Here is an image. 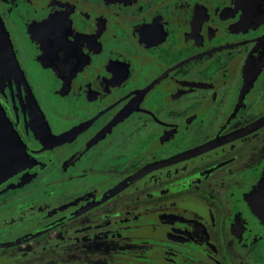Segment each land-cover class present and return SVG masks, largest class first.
Instances as JSON below:
<instances>
[{
    "label": "flooded vegetation",
    "instance_id": "1",
    "mask_svg": "<svg viewBox=\"0 0 264 264\" xmlns=\"http://www.w3.org/2000/svg\"><path fill=\"white\" fill-rule=\"evenodd\" d=\"M0 264H264V0H0Z\"/></svg>",
    "mask_w": 264,
    "mask_h": 264
},
{
    "label": "water",
    "instance_id": "2",
    "mask_svg": "<svg viewBox=\"0 0 264 264\" xmlns=\"http://www.w3.org/2000/svg\"><path fill=\"white\" fill-rule=\"evenodd\" d=\"M264 124V118L256 125ZM23 145L11 128L5 114L0 112V183L26 163ZM264 182V180L262 181ZM260 215H263L260 212Z\"/></svg>",
    "mask_w": 264,
    "mask_h": 264
},
{
    "label": "rangeland",
    "instance_id": "3",
    "mask_svg": "<svg viewBox=\"0 0 264 264\" xmlns=\"http://www.w3.org/2000/svg\"><path fill=\"white\" fill-rule=\"evenodd\" d=\"M264 175L258 182L255 192L251 195L249 204L256 218L264 228ZM260 212L263 215H260Z\"/></svg>",
    "mask_w": 264,
    "mask_h": 264
}]
</instances>
